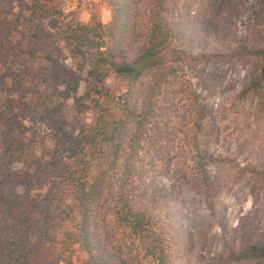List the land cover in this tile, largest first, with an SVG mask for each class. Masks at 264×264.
<instances>
[{
    "label": "trees",
    "instance_id": "16d2710c",
    "mask_svg": "<svg viewBox=\"0 0 264 264\" xmlns=\"http://www.w3.org/2000/svg\"><path fill=\"white\" fill-rule=\"evenodd\" d=\"M30 1L27 5L25 0H11L1 6L0 0V66L6 67L15 47L12 29L5 33L2 22L24 20L28 29L21 39H29L37 49L27 56L43 58L54 73L40 81L30 79L29 92L40 95L42 85L53 90L41 97L44 111L54 102L49 117L72 100L76 115L90 112L92 122L85 125L77 119L78 127H66V119L56 123L55 146L31 164L36 172L58 169L34 211L11 191L16 180L11 168L23 162L39 140L27 134L16 114L0 112V264H79L80 252L86 256L82 264H133V256L116 239L119 230L137 242L144 260L171 264L174 246L181 245L175 211L167 195L151 192L148 176L157 166L166 169L177 154L179 136L204 160L196 91L190 87L188 120L175 117L159 102L162 82L192 70L199 59L175 51L172 64L162 61L176 36L163 13L167 0H153L149 25L136 50L133 0H102L111 11L109 24L94 17L88 24L68 19L60 13L62 0ZM239 51L260 63L257 79L249 85L254 89L264 81V48L241 45ZM6 70L7 76L22 74L25 81L30 76L25 68L21 73ZM111 78L123 82L125 92L116 96L107 85ZM22 178L34 187L32 177ZM237 258L264 264V244L247 247Z\"/></svg>",
    "mask_w": 264,
    "mask_h": 264
},
{
    "label": "rangeland",
    "instance_id": "374dc122",
    "mask_svg": "<svg viewBox=\"0 0 264 264\" xmlns=\"http://www.w3.org/2000/svg\"><path fill=\"white\" fill-rule=\"evenodd\" d=\"M9 1L4 0L1 6ZM25 3L32 4L30 0ZM152 5L153 0H133V50L149 25ZM59 7L63 16L83 24L93 17L102 24L111 21V11L102 0H62ZM163 13L176 36L162 61L172 64L175 51L199 60L192 70H185L177 78L171 74L162 82L159 102L165 104L168 112L173 110L175 117L185 116L188 120L190 87L196 91L204 157L203 161L196 157L188 142L179 136L177 154L171 156L166 169L157 166L148 176L151 192L167 195L175 211L181 245L174 246L170 262L253 264L237 255L247 247L264 244V81L249 88L252 79H257L260 63L255 56L240 53L239 48H264V0H167ZM23 21L2 22L5 33L12 29L10 42L15 46L7 56L6 67L17 73L25 68L30 76L27 81L22 74L10 77L6 67L0 66V112L16 114L27 134H34L39 140L30 155L11 168L16 177L11 191L37 211L36 205L46 196L58 169L36 172L32 161L41 159L46 149L55 146L56 123L66 119V127H78L77 119L81 118V124L89 125L92 114L77 116L76 106L69 100L60 112L49 117L54 102L48 105L49 112L44 111L41 97L53 90L42 85L40 95L29 92L30 79L40 81L51 76L53 70L38 55L27 56V52L37 49L29 39H21L28 29ZM107 85L116 96L125 92L121 81L111 78ZM82 91L83 87L79 94ZM201 164L203 169L199 168ZM3 169L0 164V171ZM24 174L33 178L34 187L29 188L22 178ZM67 227L70 229L71 224ZM115 235L125 253L133 256V264H152L143 259L137 242L128 233L119 230ZM85 259L83 253L77 254L79 264Z\"/></svg>",
    "mask_w": 264,
    "mask_h": 264
}]
</instances>
